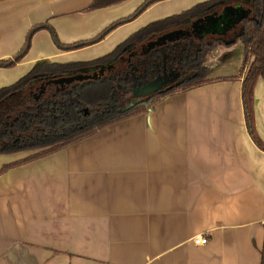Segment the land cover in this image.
<instances>
[{
	"label": "crops",
	"instance_id": "crops-1",
	"mask_svg": "<svg viewBox=\"0 0 264 264\" xmlns=\"http://www.w3.org/2000/svg\"><path fill=\"white\" fill-rule=\"evenodd\" d=\"M92 1L0 0V61L40 24L65 46L88 43L145 0L87 12ZM209 1L159 2L73 51L41 30L17 66L0 69V90L41 63L109 56L148 24ZM244 52L242 43L220 46L204 62L208 83L0 174V264H263L264 151L246 125ZM254 91L264 142L263 79ZM29 152L0 154V171Z\"/></svg>",
	"mask_w": 264,
	"mask_h": 264
},
{
	"label": "trees",
	"instance_id": "trees-1",
	"mask_svg": "<svg viewBox=\"0 0 264 264\" xmlns=\"http://www.w3.org/2000/svg\"><path fill=\"white\" fill-rule=\"evenodd\" d=\"M125 1L127 0H93L86 11L106 9L125 3ZM162 1L166 0H147L134 14L111 24L92 42L78 43L74 46H65L59 43L53 28L48 24H40V26L34 27L29 32L25 46L20 53L12 59L0 61V69L17 66L30 51L34 35L41 30L51 32L55 45L64 50L73 51L104 40L109 33L127 22L139 18L149 7ZM230 6L246 9L251 12V15L240 22L239 26L232 29L227 35L201 39L200 45H195L190 50H181L179 58L180 68L183 71V82L175 88L166 90L159 98L149 97L145 101L136 100L119 109L112 97L114 89L112 82L104 81L98 84H85L83 82L80 85H71L69 90L76 87L75 90H72V95H68L66 92L60 93L65 97L52 109H37L31 101L30 94L33 89L38 90L42 85H49L47 87L54 90V83L62 75L69 76L83 72L87 68H99L103 63L109 62V60L121 54L129 53L136 48L146 47L161 37L180 30L189 31L196 25L197 21L209 18L212 15L222 14ZM182 40L166 41V44L160 46L177 45ZM237 43H242L245 48L244 62L240 74L244 77L242 101L246 125L252 140L264 151V142L259 138L256 125H254V89L260 79L264 80V0H210V2L196 5L194 9L177 16L149 24L129 37L124 44L118 46L109 56L92 61V63H41L16 84L1 89L0 154L9 155V153L26 151H36L37 153L28 156L26 160L5 166L0 174L8 171L11 167L43 158V156L55 153L68 145L75 144L77 141L93 135L96 131L112 123L144 114L162 99L178 94L180 91H189L208 83L209 70L204 65L206 57L220 46L229 48ZM251 61L252 64L246 72V68ZM85 110L90 114L87 115ZM262 262L264 264V260Z\"/></svg>",
	"mask_w": 264,
	"mask_h": 264
},
{
	"label": "flooded vegetation",
	"instance_id": "flooded-vegetation-1",
	"mask_svg": "<svg viewBox=\"0 0 264 264\" xmlns=\"http://www.w3.org/2000/svg\"><path fill=\"white\" fill-rule=\"evenodd\" d=\"M232 29L233 26L220 31V33L206 35L205 27L194 25L189 31L174 32L167 35L169 36L167 39V36H164L146 47L121 54L109 62L103 63L99 68H87L83 72L69 76L62 75L54 83V90L48 88L49 85H42L38 90L33 89L30 94L31 101L37 109H52L64 99L65 96L60 93L66 92L68 95H72V90H75L76 87L69 90L71 85L76 86L83 82L98 84L104 81L112 82L114 88L112 97L119 109L136 100L145 101L149 97L159 98L163 92L175 88L183 82L184 77L179 58L181 50H190L195 45H200L201 39L225 36ZM177 39L183 40L177 45L160 46L166 44V41ZM85 112L87 115L90 114L87 110Z\"/></svg>",
	"mask_w": 264,
	"mask_h": 264
},
{
	"label": "water",
	"instance_id": "water-1",
	"mask_svg": "<svg viewBox=\"0 0 264 264\" xmlns=\"http://www.w3.org/2000/svg\"><path fill=\"white\" fill-rule=\"evenodd\" d=\"M250 15L251 12L246 9L230 6L222 14L212 15L209 18L197 21L195 24L196 27L199 25L205 27L206 35H210L211 33H220V31L231 28L232 26L233 29H236L238 24Z\"/></svg>",
	"mask_w": 264,
	"mask_h": 264
},
{
	"label": "built area",
	"instance_id": "built-area-1",
	"mask_svg": "<svg viewBox=\"0 0 264 264\" xmlns=\"http://www.w3.org/2000/svg\"><path fill=\"white\" fill-rule=\"evenodd\" d=\"M193 242L195 243V245L199 246V245H206L208 243L207 239L204 237H197L193 240Z\"/></svg>",
	"mask_w": 264,
	"mask_h": 264
},
{
	"label": "rangeland",
	"instance_id": "rangeland-1",
	"mask_svg": "<svg viewBox=\"0 0 264 264\" xmlns=\"http://www.w3.org/2000/svg\"><path fill=\"white\" fill-rule=\"evenodd\" d=\"M146 1H147V0L143 1L142 4H143L144 2H146ZM209 2H210V1H209ZM142 4L138 7V9L142 6ZM138 9H137V10H138ZM135 12H136V11H135ZM135 12H134V13H135ZM182 13H184V12H182ZM142 14H143V13H142ZM157 22H158V21H157ZM153 23H154V22H153ZM150 24H151V23H150ZM148 25H149V24H148ZM148 25H147V26H148ZM59 43H60V41H59ZM31 44H32V42H31ZM252 61H253V59H252ZM252 61H251V63L247 66V68H246V72L249 70L250 65L252 64ZM208 70H209V68H208ZM246 72H245V73H246ZM16 114H18V113H16ZM33 153H37V152H29V155H31V154H33ZM12 154H14V153H12ZM15 154H17V152H16ZM16 159H19L18 156L16 157Z\"/></svg>",
	"mask_w": 264,
	"mask_h": 264
}]
</instances>
